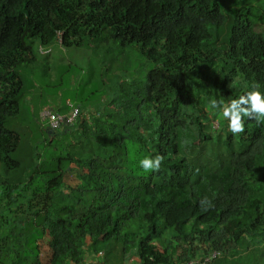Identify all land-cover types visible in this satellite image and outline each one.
Masks as SVG:
<instances>
[{
	"label": "trees",
	"instance_id": "16d2710c",
	"mask_svg": "<svg viewBox=\"0 0 264 264\" xmlns=\"http://www.w3.org/2000/svg\"><path fill=\"white\" fill-rule=\"evenodd\" d=\"M235 7L221 0H0L6 172L19 167L11 158L19 136L2 122L17 114L18 69L33 64L38 48L60 34L63 49L88 41L95 49L105 36L148 63L90 122L77 117L71 127L42 129L48 165L22 185L0 186V264H86L88 257L124 264L125 247L136 264H184L192 240L222 255L213 253L210 264H261L251 250L264 252V124L245 118L243 133H226L214 169L192 153L195 142H212L210 98L228 102L253 83L264 92V36L248 3ZM157 154L160 170L145 172L139 160ZM205 197L210 205L201 204ZM172 238L187 245L182 256L167 252Z\"/></svg>",
	"mask_w": 264,
	"mask_h": 264
},
{
	"label": "rangeland",
	"instance_id": "374dc122",
	"mask_svg": "<svg viewBox=\"0 0 264 264\" xmlns=\"http://www.w3.org/2000/svg\"><path fill=\"white\" fill-rule=\"evenodd\" d=\"M221 1L225 7L231 8L235 4L237 9L248 3L252 11L253 28L264 36V0H248L247 3H245L247 0ZM237 9H233L232 14L238 11ZM33 59L34 62L29 67L18 69L22 89L16 98L17 114L2 122L4 129L19 136V145L11 156L18 162L19 167L6 172L0 165V186L22 185L32 176L36 168L42 170L40 165L44 167L48 165L49 161L46 157L49 153L39 145L44 139L42 131L44 128L38 120V111L41 107H50L56 112V109L68 111L65 105L67 102L78 108L80 119L90 122L91 117L103 111L108 101L115 97L123 81L138 80L139 75L148 68V63L143 61L132 47L121 49L109 39H105V36L96 44L95 49L94 44L89 41L79 49L74 47L63 49L58 34L56 42L50 48H38L33 54ZM214 113V119L210 118L206 124L212 142L203 144L197 141L192 152L199 165L205 164L213 169L222 158L224 137L226 133H230L222 113L217 110ZM217 122H222L224 128H219ZM232 140L236 142L235 136ZM259 166L260 164L258 170L254 172L255 178L260 176ZM63 178L65 182L71 180L67 174H64ZM2 213L0 212V217ZM167 234L162 235V241L167 240ZM195 241L192 240V244H189L193 254L189 260L215 253L208 249L202 252L200 248L203 249V246L197 247ZM186 247L187 245H181L172 238L167 252L179 257L183 255ZM123 250L126 253L124 264L135 262L133 253L127 247ZM261 250V246L255 245L251 255L259 263L264 264V252ZM215 256L217 259L222 255L215 253ZM96 262L92 257H88L86 264Z\"/></svg>",
	"mask_w": 264,
	"mask_h": 264
},
{
	"label": "clouds",
	"instance_id": "9594fccd",
	"mask_svg": "<svg viewBox=\"0 0 264 264\" xmlns=\"http://www.w3.org/2000/svg\"><path fill=\"white\" fill-rule=\"evenodd\" d=\"M259 83H253L251 90L240 95L238 98L225 102L224 99L210 98V107L222 113L223 118L227 121V129L233 135L241 134L245 131V118L254 120L257 125L264 124V92L261 90ZM164 156H144L139 160V166L145 172L159 171ZM207 197L201 200L203 205Z\"/></svg>",
	"mask_w": 264,
	"mask_h": 264
},
{
	"label": "built area",
	"instance_id": "2783aa9c",
	"mask_svg": "<svg viewBox=\"0 0 264 264\" xmlns=\"http://www.w3.org/2000/svg\"><path fill=\"white\" fill-rule=\"evenodd\" d=\"M68 111L66 113H57L50 107L43 106L38 111V120L43 128L50 131H58L62 128L71 127L78 117V108L67 104ZM212 254L210 257L202 259L190 260L184 264H210Z\"/></svg>",
	"mask_w": 264,
	"mask_h": 264
},
{
	"label": "flooded vegetation",
	"instance_id": "af4514ba",
	"mask_svg": "<svg viewBox=\"0 0 264 264\" xmlns=\"http://www.w3.org/2000/svg\"><path fill=\"white\" fill-rule=\"evenodd\" d=\"M43 130H44V132L47 133V134H50V133H51V131L48 130V129H46V128H44Z\"/></svg>",
	"mask_w": 264,
	"mask_h": 264
},
{
	"label": "crops",
	"instance_id": "0c3cea01",
	"mask_svg": "<svg viewBox=\"0 0 264 264\" xmlns=\"http://www.w3.org/2000/svg\"><path fill=\"white\" fill-rule=\"evenodd\" d=\"M67 104H68V103L66 102V104H65V105L67 106ZM133 264H136V263H135V262H133Z\"/></svg>",
	"mask_w": 264,
	"mask_h": 264
}]
</instances>
